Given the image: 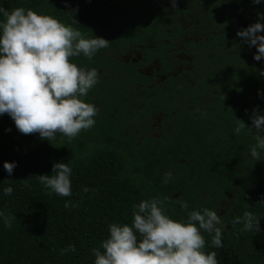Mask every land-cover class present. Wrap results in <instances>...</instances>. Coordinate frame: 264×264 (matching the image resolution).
<instances>
[{
    "label": "trees",
    "instance_id": "trees-1",
    "mask_svg": "<svg viewBox=\"0 0 264 264\" xmlns=\"http://www.w3.org/2000/svg\"><path fill=\"white\" fill-rule=\"evenodd\" d=\"M223 2L215 1L216 13L227 9ZM143 5L144 0H0L6 10L30 9L82 35H98L111 45L120 36L122 44L143 39V17H123L132 8L137 10L133 13L142 14ZM230 7L228 12L233 14L254 10L253 23H264L258 17L264 14V3L232 0ZM210 18L213 34L191 44V67L181 78L169 77L166 87L146 99L139 110H130L128 95L142 84L144 92V76L103 50L86 61L110 68L109 74L114 75L89 94L116 97V102L103 103L105 112L96 126L71 140L57 135L51 143L38 133H20L8 114L0 116V211L16 217L10 228L0 221V264H94L92 250L103 252L101 243L109 238L108 226H131L134 205L157 198L163 201L167 216L186 220L188 212L212 210L207 193L213 188L240 190L237 205L243 211L262 208L260 264H264V153L259 161L250 155L255 135L261 134L250 117L254 110L264 115V96L258 95V91L264 93V59L255 61L256 47L249 48L237 36L244 29L239 17ZM83 57L70 62L77 65ZM91 98L86 95L83 101L88 103ZM237 120L252 131L235 135ZM149 121L153 123L147 125ZM156 122L161 130L157 138L148 132ZM5 162L17 165L11 176L4 170ZM55 163H70V197L50 194L36 177L51 176ZM169 171L173 178L164 183ZM8 186L13 188L11 196L3 195ZM84 188L89 191L85 193ZM66 201L71 204L67 209ZM183 202L188 204L186 210L180 207ZM202 235L205 253H235V244L223 237V247L215 248L212 235ZM69 245L76 251L62 254ZM241 253L250 251L244 245Z\"/></svg>",
    "mask_w": 264,
    "mask_h": 264
},
{
    "label": "clouds",
    "instance_id": "clouds-1",
    "mask_svg": "<svg viewBox=\"0 0 264 264\" xmlns=\"http://www.w3.org/2000/svg\"><path fill=\"white\" fill-rule=\"evenodd\" d=\"M259 5L264 0H253ZM171 7H176L171 0ZM168 9H165L167 12ZM0 116L8 114L17 130L25 135L38 133L41 139L52 143L57 135L70 140L82 130L95 125L94 117L99 109L83 101L88 92L99 82L96 69H85L70 62L83 55L91 60L97 51L106 49L109 41L95 37L86 39L82 33L55 18L39 15L32 10L16 8L11 11L0 7ZM264 20V14H258ZM264 23H254L237 32L249 48L256 47L255 61L264 59ZM264 75V72L261 73ZM258 95L264 93L258 91ZM256 129V144L250 149L251 158L259 161L264 153V115L253 111L250 117ZM234 134L239 135L246 127L237 120ZM10 131V129L8 130ZM70 163H55L51 176H36L39 183L62 197L72 195ZM16 163L5 162L3 167L11 176ZM173 178L166 172L163 182ZM83 191L87 193L88 188ZM11 186L3 189V195L11 196ZM163 201L152 198L133 206L131 226L112 223L108 226L109 238L101 248L93 249L94 264H219L216 252L205 253L203 233L212 235L211 244L223 247L221 218L207 208L188 212L187 219L175 221L164 213ZM65 208L71 206L65 202ZM188 208L187 202L180 205ZM16 217L0 211V221L6 228ZM235 224H242L243 231L258 233L260 220L249 211L236 217ZM138 236L140 239H138ZM74 245L62 251L75 252Z\"/></svg>",
    "mask_w": 264,
    "mask_h": 264
},
{
    "label": "flooded vegetation",
    "instance_id": "flooded-vegetation-1",
    "mask_svg": "<svg viewBox=\"0 0 264 264\" xmlns=\"http://www.w3.org/2000/svg\"><path fill=\"white\" fill-rule=\"evenodd\" d=\"M216 0H175L176 7H171V0H144L143 13L135 14L136 8H132L131 13L123 17H143L144 31L143 39L138 43H126L121 36L115 39L113 45L109 43L108 48L97 51L100 54L106 51V56L114 60L124 63V65L135 70L144 76L145 85L144 92L140 88H135V92L130 95V105L128 106L133 112L135 108L141 109L146 99L150 100L161 87H166L169 77L178 78L184 75L185 70L192 65L193 56L190 46L197 42L200 37H207L213 34V21L210 17H239L244 29L253 23L256 17L253 12H237L235 14L228 12L231 9L232 0H223L227 9L224 13H216ZM235 1V0H234ZM242 3V0H240ZM165 9H168L165 12ZM243 17H249L244 20ZM213 29V30H212ZM212 30V31H211ZM86 39L93 38L87 34H83ZM95 37H99L95 35ZM119 41V42H118ZM104 50V51H103ZM77 64L78 67L85 69H96L99 73V82L92 88L97 91L100 83H104L109 79L110 68L101 67L100 65H91L86 61V57ZM113 64V62H111ZM167 64V66H165ZM132 82V79H129ZM91 89V90H92ZM154 92L153 95L150 94ZM136 94V95H135ZM88 99L89 104L95 105L99 111L95 119L97 121L102 118L105 112L104 102L110 105L116 102V97L102 99L93 91ZM89 98V97H88ZM128 98V97H127ZM155 117V121L157 116ZM134 117H132L133 119ZM144 123V122H143ZM147 123V122H145ZM153 122H148L147 125ZM133 124V123H132ZM128 125V124H127ZM160 124L158 122L151 125L149 134L153 137H159L161 134ZM137 127L134 129L136 130ZM128 130V128H127ZM143 140V139H141ZM240 190L238 189H211L207 194L208 201L212 205V211H215L221 218V224L217 225L222 229V237L227 243H233L236 246L235 253H226L225 255H216L219 264H260L262 254L260 252V241L262 239V231L254 233L253 231H243L242 224L233 223L236 217H242V207H239ZM176 198H180L177 194ZM260 220V228L262 229V208L256 207L251 212ZM201 234L203 231L201 230ZM253 240L256 242V253L252 254ZM248 247L250 253L239 254L240 247Z\"/></svg>",
    "mask_w": 264,
    "mask_h": 264
}]
</instances>
